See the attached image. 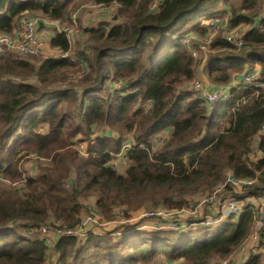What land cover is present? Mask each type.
Masks as SVG:
<instances>
[{
    "label": "trees",
    "instance_id": "16d2710c",
    "mask_svg": "<svg viewBox=\"0 0 264 264\" xmlns=\"http://www.w3.org/2000/svg\"><path fill=\"white\" fill-rule=\"evenodd\" d=\"M153 1L0 0V34L22 16L63 25L83 5L117 7L112 25L82 28L74 47L53 34L49 47L69 57L0 54V264H220L249 235L257 210L213 227L201 225L213 218L205 213L186 229L128 224L117 236L88 231L50 245L39 234L77 227L90 198L103 222L119 207L127 217L141 207L180 211L185 196L211 194L226 174L253 181L236 192L226 185L228 199L264 204V92L237 87L213 106L183 91L197 64L180 43L210 36L209 20L224 33L246 28L239 48L216 33L202 70L215 88L254 67L264 83V33L255 28L264 0H161L152 10ZM124 142L127 167L118 172L111 163ZM29 156L33 178L22 167Z\"/></svg>",
    "mask_w": 264,
    "mask_h": 264
},
{
    "label": "built area",
    "instance_id": "2783aa9c",
    "mask_svg": "<svg viewBox=\"0 0 264 264\" xmlns=\"http://www.w3.org/2000/svg\"><path fill=\"white\" fill-rule=\"evenodd\" d=\"M160 1L161 0H154L150 8L152 10H155ZM97 7H102L105 9L108 8L104 6ZM111 7H116V4L111 5ZM205 24L210 27L212 34H214L219 29L218 22L215 20H209L205 22ZM255 28L264 33V15L261 16ZM76 32L77 26L74 13L71 14L70 24L67 26H61L57 22H48L45 24L36 18L22 16L18 19L16 27L13 29L11 34H0V54L9 52L15 54L21 59H26L27 57L31 56H41L45 54L47 47L50 48L49 41L53 34H64L69 43H71L73 34ZM244 33L245 31H243V29H235L230 32H225L224 38L227 42L232 43L239 48L243 44ZM212 34L202 40H198L194 36L186 34L180 38V43L183 47H185L186 51L191 55V57L195 61L199 62V54L207 52V49L213 37ZM191 41H197L198 45L196 49L190 47ZM66 57V54H61L58 58L64 59ZM45 59H47V57ZM237 83L238 87H242L245 89H260L264 92V83L258 81V73L254 71H249L243 74L240 81H238ZM114 88H119V86ZM190 90L195 92L200 100L208 105L213 106L227 96V94H224L223 89L213 88L206 79H203L201 77L195 78L193 82H191ZM261 133L264 135V125L261 127ZM129 146V142H124L122 150L114 157L112 161L114 166L116 162L122 160L125 161L124 151L126 148H129ZM76 149L81 154H86L85 144L78 143L76 145ZM115 170L118 171L117 168H115ZM25 177L33 178L34 175L27 170V175L25 174ZM252 183L253 181H238L234 179L230 174H226L224 184L217 186V188L214 190V192L216 191V193L213 192V194L207 201L208 203H213L212 201L218 197V194L222 191V189L224 190L226 185H230L234 192H236V190H240L243 186L251 185ZM251 200L252 199L247 200L244 205L233 199L222 200L218 203L219 208L214 211V215L217 216V219L206 217L201 222V225L203 226L213 227L215 224L220 222L221 219L232 218L234 220H237L249 209L253 211L257 210L253 218L251 231L247 238L220 264H248L257 257L261 258V261L264 260V247H262L263 245L261 246V243H264V212L262 211V209H258V206L255 207L254 203ZM197 208V206L193 205L192 207L180 211H168L166 209L160 208L153 211H145L142 213L141 217L148 220H166L170 224L171 227L168 228H171V230L186 229L188 225L184 224V226L182 225L183 223H177V220L175 218H172L173 215H179L184 212H189L191 213V217H193L195 211H197ZM100 222L101 221L98 219V217L93 213V215H85L80 220L77 227H75L74 229H69L57 223L52 226L45 225L40 227L39 234L41 235L45 243L47 245H50L51 240L56 237H84L85 234L90 231L91 225H98L100 224ZM157 262H160V259ZM159 264H163V262H160Z\"/></svg>",
    "mask_w": 264,
    "mask_h": 264
},
{
    "label": "rangeland",
    "instance_id": "374dc122",
    "mask_svg": "<svg viewBox=\"0 0 264 264\" xmlns=\"http://www.w3.org/2000/svg\"><path fill=\"white\" fill-rule=\"evenodd\" d=\"M116 12H117V7H110V8H102V7H97L96 5L93 4H87V5H83L81 6L79 9L77 10H73L71 11V14L74 13L75 18H76V26H77V32L73 34V39L71 42V45H75V42L77 41L79 34H80V30L83 28H96L98 26V24L100 23H107V24H111L114 22L115 16H116ZM41 20V19H40ZM43 23H48L49 21L47 20H41ZM58 23V22H57ZM69 25V23L67 24H63L61 26H67ZM246 28H243V31H245ZM217 33V34H216ZM222 33V35L224 36L225 33L221 30H217L214 34H212V36H217L218 34ZM74 47V46H73ZM209 48V47H208ZM209 49H207V52L204 53H200L199 54V62L195 61L197 66L195 69V72H200L202 71V67L204 66V62L207 58V55L209 53ZM61 54H59L57 51L51 50V48H46L45 54L41 55L44 59L47 58H55L57 59L58 57H60ZM70 55H67V57H69ZM200 78V77H198ZM190 84H187L186 86H184L182 88L183 91H190ZM118 85H115L114 87H117ZM100 133V132H99ZM95 136L92 137V139ZM167 138V133H162L159 134L158 136L155 137L156 141L162 142L164 139ZM93 142V140L91 141ZM28 160H25L23 163V172L27 175V170L30 171L34 177L36 176V166H38L37 163V159L34 156H29L27 158ZM116 162V161H115ZM114 166V165H113ZM115 168L119 169L118 172H123L125 170V167H127V163L125 161H119L115 163ZM122 168V169H121ZM217 187L214 188V190ZM225 189V188H224ZM213 190V192H214ZM213 192H211V194H197V195H193V196H185V200L188 202V206L184 209H187L189 207L193 206H197V211H195L194 216L191 217V213L189 212H184L181 213L179 215H173L172 218H175L177 220V223H183L182 225H188L190 223H192V221H196V220H200V218L203 217V215L206 213L207 215H214V211L216 209L219 208L218 203L223 200V199H228L230 198V196L228 194L225 193V191L222 189V191L218 194V197L216 199H214L212 202L213 203H208V199L209 197L213 194ZM216 193V191L214 192ZM94 198H90L88 201L83 203V206L86 208V215H93V211L95 209L94 206V202H93ZM255 207L259 206V209L263 210V206L261 204H263V202H260L256 199L251 200ZM264 205V204H263ZM167 210V209H166ZM125 208L123 207H119L117 209L114 210V218L112 221L110 222H103L100 220V218L98 217V219L103 222L98 225H91L90 227V231L94 232L97 231L100 233V235H104V234H108V233H114L113 231L118 230V228L125 226V225H139L140 227H144V231H155V230H166V229H171L168 227H171L170 224L165 220V221H160V220H155V219H145L142 218L141 215L143 212L145 211H149L147 210V207H141L140 209H138L135 212H130L128 213V217L124 214ZM171 211V210H168ZM227 221V219H221L220 222H218L216 225H222L223 223H225ZM184 225V226H185ZM89 226V225H88ZM189 227V226H187ZM146 229V230H145ZM116 234L118 233H114L113 236H117ZM261 259V258H260ZM262 260V259H261ZM49 262V261H48ZM160 262L163 264H167L165 261L160 260ZM160 262H155V264H159ZM223 262V261H221ZM220 262V263H221ZM261 264H264V260L261 261Z\"/></svg>",
    "mask_w": 264,
    "mask_h": 264
},
{
    "label": "crops",
    "instance_id": "0c3cea01",
    "mask_svg": "<svg viewBox=\"0 0 264 264\" xmlns=\"http://www.w3.org/2000/svg\"><path fill=\"white\" fill-rule=\"evenodd\" d=\"M263 15H264V12H263ZM83 28H84V26H83ZM252 71L258 73V75H259L260 69H259V67H254V68L252 69ZM195 74H196V78L201 77V78H203V79H206V71H205V70H202V71H200L199 73L196 72ZM241 76H242V75L235 76V78H234V79L229 83V85L226 86V87H223V88H215V87H213V88H215V89H223L224 94H227V95H228V93H229L232 89L238 87V86H237V85H238L237 82L240 81ZM163 133L166 134L167 132H163ZM167 136H168V133H167ZM111 164H112V166H113V163H111ZM125 168H126V167H125ZM121 169H122V168H121ZM118 170H119V169H118ZM93 202H94V204H95V200H93ZM212 217L216 219V216L213 215ZM139 230L145 232V231H144V227H142V226L139 227ZM145 230H146V229H145ZM93 233L100 235V233L97 232V231H94ZM262 244H263L262 247H264V243H262Z\"/></svg>",
    "mask_w": 264,
    "mask_h": 264
}]
</instances>
